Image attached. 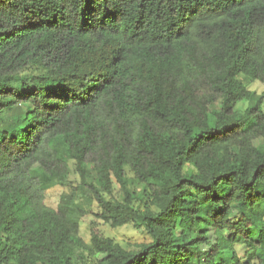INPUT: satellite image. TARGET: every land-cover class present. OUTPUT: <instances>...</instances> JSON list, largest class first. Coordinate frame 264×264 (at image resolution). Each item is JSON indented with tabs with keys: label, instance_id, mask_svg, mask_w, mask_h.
I'll return each mask as SVG.
<instances>
[{
	"label": "trees",
	"instance_id": "16d2710c",
	"mask_svg": "<svg viewBox=\"0 0 264 264\" xmlns=\"http://www.w3.org/2000/svg\"><path fill=\"white\" fill-rule=\"evenodd\" d=\"M240 74L264 85V0H0V264H264V91ZM89 211L152 240L87 243Z\"/></svg>",
	"mask_w": 264,
	"mask_h": 264
},
{
	"label": "rangeland",
	"instance_id": "374dc122",
	"mask_svg": "<svg viewBox=\"0 0 264 264\" xmlns=\"http://www.w3.org/2000/svg\"><path fill=\"white\" fill-rule=\"evenodd\" d=\"M239 78L248 86L252 91H255L257 95H261L264 91V85L258 80H251L248 76L240 74ZM251 102L249 100H242L238 103L237 108L241 111H244ZM217 108V107H214ZM264 111V103L261 106ZM69 180L73 184H77L80 181V177L76 171V165L74 161L69 163ZM126 184L130 192L138 197L139 199H144L145 195V186L143 183H140L136 178L127 171ZM69 188L56 185L55 187L49 189L46 193V203L53 208L58 206L60 196L64 191H67ZM114 192L118 197L121 196L119 185H114ZM82 219L80 226V235L87 242H91L92 227L95 225L100 232L107 236L113 238L117 243L122 247L127 249L135 248L141 243L150 242L152 240L149 233L145 230L142 225H135L133 223L126 224L123 226L113 227L109 223L104 222L103 220L96 217L93 212L89 211ZM84 256H87V253H84ZM86 262H89V259L86 258ZM77 264H81V261L78 260Z\"/></svg>",
	"mask_w": 264,
	"mask_h": 264
}]
</instances>
